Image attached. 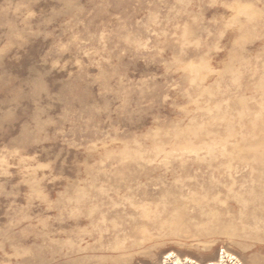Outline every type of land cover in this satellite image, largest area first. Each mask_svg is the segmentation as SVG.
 Masks as SVG:
<instances>
[{"label": "rangeland", "instance_id": "rangeland-1", "mask_svg": "<svg viewBox=\"0 0 264 264\" xmlns=\"http://www.w3.org/2000/svg\"><path fill=\"white\" fill-rule=\"evenodd\" d=\"M221 251L264 264V0H0V264Z\"/></svg>", "mask_w": 264, "mask_h": 264}, {"label": "bare ground", "instance_id": "bare-ground-1", "mask_svg": "<svg viewBox=\"0 0 264 264\" xmlns=\"http://www.w3.org/2000/svg\"><path fill=\"white\" fill-rule=\"evenodd\" d=\"M195 155V154H194ZM138 206V205H137ZM141 206V205H140ZM135 208V207H134ZM145 210V209H144ZM144 215V214H143ZM103 221V220H102ZM142 232V231H141ZM168 232V231H167ZM166 232V233H167ZM166 261L165 264H199L193 260H190L188 258L185 259H181L178 256H176L173 253H169L167 254V256L164 257V259ZM228 262L230 264H241L239 262V260H237L236 257L232 256L231 254L226 253L225 251H221V253L219 254V257L217 258V260L213 261V262H208L206 264H228Z\"/></svg>", "mask_w": 264, "mask_h": 264}]
</instances>
